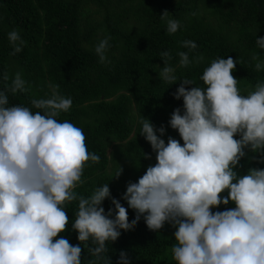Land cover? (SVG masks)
Instances as JSON below:
<instances>
[{
    "label": "clouds",
    "instance_id": "9594fccd",
    "mask_svg": "<svg viewBox=\"0 0 264 264\" xmlns=\"http://www.w3.org/2000/svg\"><path fill=\"white\" fill-rule=\"evenodd\" d=\"M160 19L169 35L181 28L167 10ZM8 39L12 55L23 50L25 41L17 30ZM109 39L95 47L102 64L111 63L106 56ZM256 44L264 49V38L258 37ZM181 46L188 51L178 53L180 67L203 60L190 59L197 49L194 41ZM160 59L164 67L159 78L176 84L171 53L161 52ZM252 59L256 71L264 70V61L257 55ZM236 65L231 56L213 60L200 77L204 87L179 80L173 95L183 100V110L173 111L169 125L183 144L171 136L166 143L164 126L156 128L144 117L140 121V135L151 145L156 163L126 187L123 200L135 212L131 222L109 184L96 187L90 196L77 192L85 169L99 164L100 156L88 150L82 128L58 119L70 111L73 100L60 95L56 85L50 98L32 99L31 108L10 106L9 93H27V82L19 72L10 83L7 72L0 75V264H83L85 249L94 258L88 264H112L107 245L118 241L122 231L133 230L141 218L152 232L166 224L175 228L171 253L176 264H264V169L251 168L244 175L236 170L246 149L264 163V82L241 94L233 75ZM109 199L114 208L106 213L103 204ZM230 202L235 207H227ZM73 203L76 245L62 235ZM221 205L226 206L223 211ZM118 264H130L126 252H120Z\"/></svg>",
    "mask_w": 264,
    "mask_h": 264
},
{
    "label": "trees",
    "instance_id": "16d2710c",
    "mask_svg": "<svg viewBox=\"0 0 264 264\" xmlns=\"http://www.w3.org/2000/svg\"><path fill=\"white\" fill-rule=\"evenodd\" d=\"M165 10L181 24L173 35L167 34L160 19ZM13 30L25 41L23 50L15 55L8 39ZM258 37L264 38V0H0V75L7 72L10 83L19 72L27 82V93H9L10 106L31 108L32 99L50 98L56 85L60 95L73 100L70 111L58 119L82 128L88 150L100 156L99 164L85 169L84 184L77 192L90 196L96 187L109 184L112 197L128 209L131 222L135 212L123 200L125 192L115 173L122 168L132 175L137 172L139 178L156 163L151 145L140 135V121L144 117L156 128L164 126L166 143L171 136L183 144L169 125L173 111L183 110V100L177 101L173 95L179 80L188 78L194 86L204 87L200 79L204 69L217 58L231 56L237 61L233 75L239 80L241 94L254 91L257 82H264V70L256 71L252 59L257 55L264 61V49L256 44ZM105 38H110L106 56L111 63L102 64L95 47ZM185 40L197 44L190 59L203 57L187 68L179 66L178 56L188 51L181 46ZM163 51L172 55L170 63L178 77L174 85L158 75L164 67ZM124 142L127 151L119 148ZM115 143V167L109 173V149ZM245 151L238 174L264 169L259 154ZM122 158L130 165L124 166ZM76 207L75 203L68 206L70 223L62 234L73 245L80 243L71 228ZM103 207L107 213L114 205L109 199ZM225 207L221 205L219 210ZM227 207L235 205L230 202ZM174 232L169 224L152 232L141 218L133 230L122 231L118 241L109 242L108 255L112 264H118L121 251L127 253L130 264H176L171 253ZM91 259L85 249L83 264Z\"/></svg>",
    "mask_w": 264,
    "mask_h": 264
},
{
    "label": "rangeland",
    "instance_id": "374dc122",
    "mask_svg": "<svg viewBox=\"0 0 264 264\" xmlns=\"http://www.w3.org/2000/svg\"><path fill=\"white\" fill-rule=\"evenodd\" d=\"M93 18H100V16H97L95 14L92 15ZM97 18V19H98ZM116 148H117V145L116 143L113 144V146L110 147L109 149V157H110V164H109V167H108V172L111 173L113 170H114V167H115V162H113V158H114V153H116ZM119 148L120 149H124L127 151V145H126V142L122 143L121 145H119ZM120 162L124 165V166H129L130 163L127 162L125 159L122 158V160H120ZM120 169H118L116 171V173L119 171ZM116 173H115V176H116ZM138 173L135 172L133 175L132 174H129V173H126V171L123 170L122 172V175L117 178L118 182L120 183L119 185H121L123 187V191L126 192V187L127 185L129 184V182H136L138 180Z\"/></svg>",
    "mask_w": 264,
    "mask_h": 264
}]
</instances>
